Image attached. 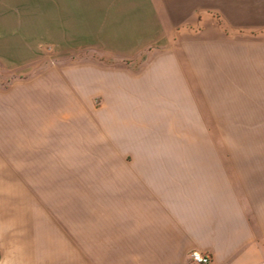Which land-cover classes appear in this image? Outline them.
<instances>
[{
    "label": "rangeland",
    "instance_id": "374dc122",
    "mask_svg": "<svg viewBox=\"0 0 264 264\" xmlns=\"http://www.w3.org/2000/svg\"><path fill=\"white\" fill-rule=\"evenodd\" d=\"M93 62L140 78L167 69L173 85H186L190 100L171 105L178 125L160 129L141 118L132 126L144 128L138 138L131 131L134 147L264 154V0H0V264H42L31 252L44 225L67 239L89 226L91 183L82 185L86 196H71L72 206L44 201L40 110L53 102L44 95L52 73L54 100L55 77ZM25 99L33 118L12 109ZM91 102L99 112L102 98Z\"/></svg>",
    "mask_w": 264,
    "mask_h": 264
},
{
    "label": "crops",
    "instance_id": "0c3cea01",
    "mask_svg": "<svg viewBox=\"0 0 264 264\" xmlns=\"http://www.w3.org/2000/svg\"><path fill=\"white\" fill-rule=\"evenodd\" d=\"M107 72L97 62L70 67L65 76L55 77L54 100V73L44 86L45 97L53 101H44L40 110L44 201L60 210L59 198L70 205L72 195L86 196L82 185L94 188L92 203L84 205L92 210L89 226L67 239L50 235L44 225V233L35 236V260L187 264L189 253L200 251L210 255L213 264H264V154L134 147L131 137L138 138L144 129L135 126L139 130L133 131L134 124L148 118L160 127L178 125L171 105L187 103L190 96L185 84L173 85L167 69L143 78L133 71ZM93 96L103 100L99 112ZM12 109L33 118L32 100ZM136 149L143 152H133ZM131 153L138 156L126 162ZM58 161L69 162L70 169L56 168L53 163ZM72 161L77 166L71 167ZM81 162H88L89 168Z\"/></svg>",
    "mask_w": 264,
    "mask_h": 264
},
{
    "label": "built area",
    "instance_id": "2783aa9c",
    "mask_svg": "<svg viewBox=\"0 0 264 264\" xmlns=\"http://www.w3.org/2000/svg\"><path fill=\"white\" fill-rule=\"evenodd\" d=\"M213 259L207 253L192 251L188 255L187 264H213Z\"/></svg>",
    "mask_w": 264,
    "mask_h": 264
}]
</instances>
